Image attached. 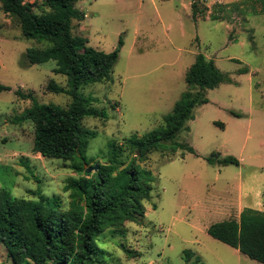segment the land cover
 Returning a JSON list of instances; mask_svg holds the SVG:
<instances>
[{
  "label": "rangeland",
  "instance_id": "1",
  "mask_svg": "<svg viewBox=\"0 0 264 264\" xmlns=\"http://www.w3.org/2000/svg\"><path fill=\"white\" fill-rule=\"evenodd\" d=\"M34 1L43 9L42 0H26ZM225 1L80 0L75 4L85 17L73 20V35L105 52L123 41L110 78L78 89L106 115L82 120L84 127L95 131L85 150L91 165L107 161L111 141L164 125L163 116L187 89L185 72L198 53L213 59L231 78L206 91L208 102L194 107L188 128L178 133L176 141L193 147L194 153L183 146L173 150L169 142L139 163L154 178L151 198L145 202L143 219L107 229L101 236L99 246L108 264H261L207 233L214 222L238 218L236 209L223 201L239 178L264 172V14L253 13L248 5L244 14L232 10L225 20L210 19L214 4L231 3ZM43 46L25 38L18 20L0 6V83L7 87L0 92V189L33 200L39 194L58 196L67 208L63 186L78 177L72 161L33 151L34 124L17 120L31 105L30 98L16 93L19 90L31 93L40 104L66 107L71 101L68 94L47 89L49 80L66 87V77L52 70L54 60L28 65L27 49ZM243 67L248 71L238 72ZM214 153L218 158L234 156L239 164L209 163L206 158ZM229 189L230 194L223 193ZM123 247L137 253L128 256ZM185 250L192 253L188 260ZM0 264H14L2 245Z\"/></svg>",
  "mask_w": 264,
  "mask_h": 264
},
{
  "label": "trees",
  "instance_id": "2",
  "mask_svg": "<svg viewBox=\"0 0 264 264\" xmlns=\"http://www.w3.org/2000/svg\"><path fill=\"white\" fill-rule=\"evenodd\" d=\"M78 1L42 0V9L36 1L29 4L24 0H0L1 9L17 18L23 36L44 44L37 49H27L28 65L54 60L52 70L66 77V87L49 80L47 89L71 97L69 104L61 107L40 104L31 93L19 90L16 93L30 98L31 105L17 120L34 124L33 151L42 157L72 161V168L78 174L63 186V191L68 192L67 208L62 207L58 196L39 194L37 200H33L0 189V245L14 264H108L106 252L99 246L101 236L107 229H118L125 222L143 219L145 202L151 198L154 178L151 171L139 163H145L151 152L169 142L174 145L173 150L183 146L194 153L193 147L176 141L178 133L188 128L186 123L193 119L194 107L208 102L207 90L231 81L213 59L198 53L185 72L187 89L163 116L164 125L141 135L133 133L121 142L111 141L107 161L97 163L98 168L87 173L91 161H87L85 150L95 131L84 127L82 120L106 115L92 107V97L79 95L78 89L110 78L123 41L120 39L118 46L105 52L88 46L87 39L73 35V20L81 21L85 17L84 12L75 7ZM248 5L253 13L264 14V0H239L214 4L210 19L225 20L232 10L244 14ZM32 6L39 7L41 12L35 13ZM191 9L195 19V1ZM247 71V67L238 70ZM6 88L0 83V92ZM214 155L206 158L209 163L239 164L234 156L218 158ZM207 233L264 264V211L244 208L238 218L210 224ZM123 248L128 256L137 253ZM184 253L186 260L192 255L190 250Z\"/></svg>",
  "mask_w": 264,
  "mask_h": 264
},
{
  "label": "crops",
  "instance_id": "3",
  "mask_svg": "<svg viewBox=\"0 0 264 264\" xmlns=\"http://www.w3.org/2000/svg\"><path fill=\"white\" fill-rule=\"evenodd\" d=\"M24 1L26 2V0ZM222 1L218 0V2ZM232 1L236 0H228L225 2ZM232 189L223 191L225 194H230L229 192L232 190L231 196H225L223 203L231 209H236L237 216H239V213L244 208L264 211V172L260 171L259 173L241 176L237 181V185L232 186Z\"/></svg>",
  "mask_w": 264,
  "mask_h": 264
},
{
  "label": "water",
  "instance_id": "4",
  "mask_svg": "<svg viewBox=\"0 0 264 264\" xmlns=\"http://www.w3.org/2000/svg\"><path fill=\"white\" fill-rule=\"evenodd\" d=\"M98 166H99L98 164H93V165L86 168V172L89 173L93 170H96L98 168Z\"/></svg>",
  "mask_w": 264,
  "mask_h": 264
}]
</instances>
